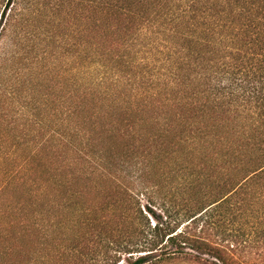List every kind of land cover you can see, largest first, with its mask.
<instances>
[{
    "label": "rangeland",
    "instance_id": "374dc122",
    "mask_svg": "<svg viewBox=\"0 0 264 264\" xmlns=\"http://www.w3.org/2000/svg\"><path fill=\"white\" fill-rule=\"evenodd\" d=\"M50 2L41 1L39 33L22 34L19 27L17 36L0 26V83L28 107L4 119L9 101L0 96V264H56L71 247L85 253L100 237L103 243L119 240L129 226L122 215L127 194L132 209L138 200L160 216H181L179 223L230 188L239 192L232 200L237 206L215 208L212 221L218 231L243 235L247 249L241 255L255 261L264 251V174L240 181L229 158L245 149L255 119L208 108L187 120L175 116L167 93L148 83L78 79L60 61H50L54 57H44L43 49L53 45L43 29L73 35L77 19L91 28V14ZM222 3L208 6L229 16V2ZM169 69L158 64L152 74L163 77ZM192 108L180 107L184 114L197 112ZM51 245L52 253L44 251Z\"/></svg>",
    "mask_w": 264,
    "mask_h": 264
},
{
    "label": "trees",
    "instance_id": "16d2710c",
    "mask_svg": "<svg viewBox=\"0 0 264 264\" xmlns=\"http://www.w3.org/2000/svg\"><path fill=\"white\" fill-rule=\"evenodd\" d=\"M41 1L0 0L1 32L12 30L17 36L20 31L39 33ZM223 1L230 4L229 16L208 6L214 0H52L50 4L56 9L78 5V10L88 11L91 28L84 29V23L77 19L73 35L57 32L55 26L47 32L43 29L46 41L53 45L43 49L44 57H54L50 59L54 64L60 61L78 79L90 83L112 82L123 86L133 81L148 83L167 93V103L173 104L175 116L183 119L189 120L208 108L250 113L255 119L250 128L253 135L244 141L245 149L236 148V154L229 157L242 175L240 181L248 183L253 176L264 174V0H217V3L225 6L227 3L223 5ZM19 27L20 31H15ZM32 49L37 50V45L33 44ZM158 64L170 68L163 77L152 74ZM159 82L161 85L156 84ZM8 90L4 82L0 83V96L9 101L6 106L10 111L5 112L8 114L4 119L10 112L24 114L28 110ZM170 92L174 97L171 98ZM184 103L196 107L192 109L197 112L182 113L180 107ZM253 154L259 159L252 160ZM230 189L220 200L189 220L183 216L185 222L179 223L181 216L176 219L170 214L160 216L152 209H142L138 200V209H132L128 206L132 197L127 194L122 202L126 203L122 215L129 226L119 240L104 244L100 237L85 253H79L74 246L54 262L264 264V251L255 261L243 259L241 253L247 249L243 235L215 228L214 209L229 203L228 207L237 206L232 200L239 192L233 195L236 188ZM184 223H188L187 227L180 231ZM199 225L206 231L212 228L213 234L198 233ZM99 236L100 233H94V237ZM52 246L44 251L52 253Z\"/></svg>",
    "mask_w": 264,
    "mask_h": 264
}]
</instances>
